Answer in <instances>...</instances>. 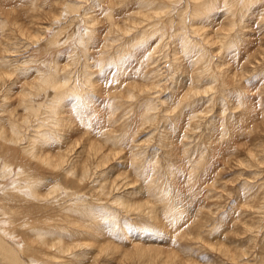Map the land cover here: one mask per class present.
<instances>
[{"label": "rangeland", "instance_id": "obj_1", "mask_svg": "<svg viewBox=\"0 0 264 264\" xmlns=\"http://www.w3.org/2000/svg\"><path fill=\"white\" fill-rule=\"evenodd\" d=\"M0 132L51 157L31 174L47 218L101 224L74 264H264V0H0ZM2 159L5 201L25 175ZM9 204L3 258L47 230Z\"/></svg>", "mask_w": 264, "mask_h": 264}, {"label": "bare ground", "instance_id": "obj_2", "mask_svg": "<svg viewBox=\"0 0 264 264\" xmlns=\"http://www.w3.org/2000/svg\"><path fill=\"white\" fill-rule=\"evenodd\" d=\"M167 1V0H166ZM170 2V1H169ZM66 3V2H65ZM70 3V2H69ZM172 3V2H171ZM67 5V4H66ZM169 5V4H168ZM63 7V6H62ZM81 7V6H80ZM69 9H71V7H69ZM74 9H75V7H74ZM68 10V9H67ZM76 10H78V8L76 9ZM161 10V9H160ZM64 11V10H63ZM63 11L61 12V13H63ZM71 12H73L72 10H70ZM80 11V10H79ZM69 14H70V12H69ZM75 14V13H74ZM84 14V13H83ZM81 15V14H80ZM79 15V16H80ZM85 15V14H84ZM70 16V15H69ZM72 16V15H71ZM74 16V15H73ZM80 17H82V16H80ZM66 18H68V17H66ZM60 20V19H59ZM52 21V20H51ZM54 21V20H53ZM60 22V21H59ZM58 22V23H59ZM57 23V22H56ZM56 25V24H55ZM87 28H89V27H87ZM88 30H90V29H88ZM22 31V30H21ZM89 32V31H88ZM84 33V32H83ZM89 35V34H88ZM89 37V36H88ZM79 39V38H78ZM85 39H87V38H85ZM74 44H76V43H74ZM86 46V45H85ZM88 47H90L89 46V42H88ZM81 48V47H80ZM89 49V48H88ZM87 49V50H88ZM85 52V51H84ZM87 52V51H86ZM9 76H10V74H8ZM7 76V75H6ZM48 76V75H47ZM50 76V75H49ZM5 77V76H4ZM40 81H39V87H41L40 85H42V84H45V82H47V81H45V78H46V74L44 75V74H41L40 75ZM66 78V77H65ZM67 79V78H66ZM7 80V79H6ZM46 80H48V78H46ZM49 80H50V78H49ZM90 80L88 79V82H89ZM50 82V81H49ZM48 82V83H49ZM67 83V82H66ZM92 83V82H91ZM46 86V85H45ZM66 86V85H65ZM35 88H36V86H35ZM38 89H40V88H37V91H38ZM44 89V88H43ZM2 90V89H1ZM8 90V89H7ZM6 90V91H7ZM67 90V89H66ZM2 91H4V90H2ZM28 91V90H27ZM39 91H41V90H39ZM38 91V92H39ZM5 92V91H4ZM4 92H2V93H4ZM9 92V91H8ZM10 92H11V90H10ZM33 92V91H32ZM45 92H46V90H45ZM67 93H68V90H67ZM7 94V93H6ZM33 94V93H32ZM39 94V93H38ZM68 94H72V91L70 90V92L68 93ZM5 96H7V95H5ZM8 97H9V95H8ZM7 97V98H8ZM6 99V98H5ZM19 99V98H18ZM62 99V97L61 96H58L54 101H55V103H54V105L52 106V105H50V106H52V109H50V114L52 115V116H57V114L60 112V109H59V107L60 108H62L60 105V103H59V101ZM7 101V100H6ZM5 101V102H6ZM4 102V101H3ZM32 102V101H31ZM30 102V103H31ZM50 103V102H49ZM52 103V102H51ZM48 104V103H47ZM21 105V104H20ZM42 105H44L43 103H42ZM25 106V105H24ZM35 106V105H34ZM25 108V107H24ZM27 108V107H26ZM47 108V107H46ZM3 109V108H2ZM35 109H34V107L33 106H31V111H34ZM37 110V109H36ZM48 110V109H47ZM46 113H47V111H46ZM31 114V113H30ZM36 114V113H35ZM48 114V113H47ZM26 115V114H25ZM24 115V116H25ZM38 117V116H37ZM58 117V116H57ZM62 117V116H61ZM27 118V117H26ZM42 118V117H41ZM28 119V118H27ZM31 119V118H30ZM37 119V118H36ZM59 119V118H58ZM63 119V118H62ZM46 120V119H45ZM54 120V119H53ZM18 121V120H17ZM28 121H30V120H28ZM52 121V120H51ZM25 122V121H24ZM34 122V121H33ZM21 124V123H20ZM24 125V124H23ZM28 125V124H27ZM24 126H26V124L24 125ZM17 128V127H16ZM23 128V127H22ZM18 129V128H17ZM16 129V130H17ZM24 129H26L25 127H24ZM24 129L22 130V129H20L19 130V132H21L22 131V133H23V131H24ZM16 130H14V131H12V133L13 132H16ZM26 131H28V129H26ZM11 133V134H12ZM15 134V133H14ZM21 134V133H20ZM24 134L26 135V134H28V133H25L24 132ZM16 135V138H15V140L13 141V140H11V142H9V141H7L8 139H7V136L3 133V132H0V156L1 157H3V159H4V163H3V161H2V163L4 164V167H5V169L7 170V169H11V165H13V163H15L14 165H16V164H19V167H22L21 169H23V174L25 175L24 177H22V180L23 181H21V182H19V184L17 183V181H16V183L18 184V185H13L12 187H10V188H8L5 192H6V200L4 201V199L5 198H2V197H4V196H2L1 198L3 199V200H1L0 199V208L2 207V206H9V207H11V205L9 204V203H14L12 206L13 207H15V208H20V209H25V210H27V211H32V212H34V214L36 215L35 216V218L36 219H41V218H43V220L41 221V224L42 225H44V224H46L45 226H47L46 228H47V230H44V228H42L39 224H40V222L39 221H37L38 222V225L37 226H33V227H31L32 228V231H34L36 234H37V236H36V240H37V242L34 244L33 242H31L30 240H29V238L28 237H25L24 238V242H23V244H21V245H18V248L16 249L15 247L14 248H11V250L9 249V250H6L5 249V251H6V253L9 255V257H10V260L9 261H11L12 260V262L10 263V264H19L21 261H22V263H23V261L25 260L24 258H22V257H24V256H22V255H24V254H26L27 256L29 255V253L27 252V251H30V252H33V253H35L37 256L34 258V259H32V256H29V257H31V258H29V261L30 262H32V260H34V262L33 263H35V264H74V257L75 256H73V254L75 255V253H77V252H72L73 251V248L75 249L76 247H84V246H92V248L94 247V249H97V248H99V242H102L101 241V239H102V237H101V233H100V226H101V224H97L96 223V221H94V222H91V220L89 221V217H88V215H89V210L86 208V207H82V209H81V206H80V210L82 211V213H81V211H79V213H81V215H77L78 216V218H80V219H76L75 217L76 216H74V218L73 217H70V214H72V213H68V208L66 209V216L64 217V219H56L57 217H59V216H62V215H58L56 218H54V222H52L51 221V219L53 218V216L54 215H52L50 218H47L48 216L47 215H49V214H47V215H45L46 214V212H44V211H46L44 208L45 207H43L42 205H39V204H41L42 202H44V200L43 199H45V198H42V199H40V195L39 194H37L36 192H35V190H34V185H33V181H34V179H32L31 178V176H33V175H31V174H34V172L35 173H37L38 172V170L36 171V169H38V167H39V169H40V166H41V168L43 169V172H46V173H50V172H47V171H49V167L50 166H53L54 164L52 163V161H51V157H44V158H41V159H38V161H36L35 159L33 160L32 159V157H31V154L33 155L34 154V147L33 146H31V145H33V144H31L30 146L32 147L31 148V150H28L27 152H24L23 150H22V148H21V146L20 145H15L16 143H18V140H19V135L17 136V134H15ZM22 136H24L23 134H22ZM24 137H27V135L26 136H24ZM23 138V137H22ZM28 138V137H27ZM26 138V139H27ZM30 139H32L31 137L29 138V140ZM36 139V138H35ZM22 140V139H21ZM28 140V139H27ZM33 140V139H32ZM15 144H14V143ZM22 142V141H21ZM25 142H26V140H25ZM33 142V141H32ZM31 142V143H32ZM21 144V143H20ZM34 144H35V142H34ZM19 146V147H18ZM26 146V145H25ZM28 147H29V145H27ZM26 146V147H27ZM22 147H24V146H22ZM30 149V148H29ZM39 157V156H38ZM2 159V160H3ZM1 161V160H0ZM36 161V162H35ZM54 161V160H53ZM61 161V160H60ZM39 162L40 163H42L41 165L39 164ZM58 162V161H57ZM61 163V162H60ZM59 163V164H60ZM40 165V166H39ZM60 166H61V164H60ZM55 167H57V166H55ZM59 168H61V167H59ZM72 168V167H71ZM15 169V168H14ZM56 169V168H55ZM54 169V170H55ZM0 170H2V169H0ZM51 170V169H50ZM64 170V169H63ZM14 171V170H13ZM41 171V170H40ZM65 172V171H64ZM63 172V173H64ZM72 172V171H71ZM21 173H22V170H21ZM14 174V173H13ZM58 174V173H57ZM62 174V173H61ZM72 174H73V172H72ZM36 175V174H35ZM39 175V174H38ZM63 176L62 177H64V175L65 174H62ZM13 176V175H12ZM37 176V175H36ZM17 177V176H16ZM35 177V176H34ZM53 177V176H52ZM60 177V176H59ZM3 178V177H2ZM10 178H12V177H10ZM39 178V177H38ZM80 178V177H79ZM41 179V178H40ZM54 178H52V180H53ZM81 179V178H80ZM17 180H19L18 178H17ZM43 180V179H42ZM58 180V179H57ZM56 179H55V181H57ZM76 180V179H75ZM70 182H74L75 183V181L73 180H70ZM24 183V184H23ZM48 183V182H47ZM56 183V182H55ZM1 184V183H0ZM3 184V183H2ZM13 184H14V182H13ZM57 184V183H56ZM79 184H80V182H79ZM4 185V184H3ZM58 185V184H57ZM72 185V184H71ZM31 186H33V188H31ZM55 186V185H54ZM21 187H27V188H29L30 190L28 191V195L26 196V194H23L22 196L21 195H19L18 194V191L20 190V189H22ZM63 187V186H62ZM71 187V186H70ZM41 189H42V186H41ZM41 189H39V190H41ZM58 189V188H57ZM64 189V188H63ZM68 189V188H67ZM78 190V189H77ZM2 191V190H1ZM63 191V190H62ZM69 191V190H68ZM68 191H66V192H68ZM41 192H43V190L41 191ZM56 191H54L53 193H55ZM79 192V191H78ZM60 193V192H59ZM62 193V192H61ZM22 194V193H21ZM43 194V193H42ZM71 194V193H70ZM77 194V193H76ZM80 194V193H79ZM48 195H50V194H48ZM55 195H58V194H55ZM69 195V194H68ZM75 195V194H74ZM47 196V195H46ZM81 196V195H80ZM48 197V196H47ZM77 197V196H76ZM50 198V197H49ZM52 198V197H51ZM50 198V199H51ZM71 198H72V196H71ZM78 198V197H77ZM48 200V199H47ZM72 200V199H71ZM74 200H75V202H76V199L74 198ZM78 200V199H77ZM74 202V201H73ZM46 204V203H45ZM78 204V202H76V205ZM86 204V203H85ZM79 205V204H78ZM77 205V206H78ZM82 205H84V204H82ZM74 206V205H73ZM72 205H71V209L70 210H73L75 207H73ZM12 207V208H13ZM88 207V206H87ZM77 208V207H76ZM8 208H6V210H7ZM19 209V210H20ZM64 209V210H65ZM9 210V209H8ZM11 210V209H10ZM14 210V209H13ZM21 210V211H22ZM69 210V211H70ZM75 210V212H77L76 211V209H74ZM90 210H91V208H90ZM19 212L22 216L24 215L22 212ZM17 212H18V210H17ZM1 213V212H0ZM4 213V212H3ZM18 213V214H19ZM25 214L27 213V212H24ZM62 213H65V211L64 212H62ZM93 213V212H92ZM2 214V213H1ZM77 214V213H76ZM9 215H11V214H9ZM8 214H7V216H9ZM17 215V214H16ZM15 215V217H17ZM73 215V214H72ZM3 216H4V214H3ZM5 216H6V213H5ZM94 216H96V215H94ZM11 217V216H10ZM21 216H19V218H20ZM27 217V216H26ZM28 217H29V215H28ZM12 218V217H11ZM23 218H25V217H23ZM23 218H22V220H23ZM2 219V218H1ZM4 219H6V218H4ZM13 219V218H12ZM11 219V220H12ZM93 219V218H92ZM8 220V219H7ZM10 220V219H9ZM9 220L7 221V222H9ZM30 220V219H29ZM32 220V219H31ZM48 220H50V223H48L47 221ZM55 220H58V221H55ZM4 221V220H3ZM19 221H20V219H19ZM19 221H16V222H19ZM93 221V220H92ZM13 222V221H12ZM21 222V221H20ZM19 222V223H20ZM46 222V223H45ZM5 223V222H4ZM22 223H24V222H22ZM1 225L0 226H2V228H0V229H3V222H1L0 223ZM12 224V223H11ZM5 225H7V224H5ZM16 225V224H15ZM30 225V224H29ZM14 226V225H13ZM24 226V225H23ZM27 225H25V227H26ZM6 227V226H5ZM4 227V228H5ZM24 227V229H26ZM12 228V227H11ZM22 228V227H21ZM28 228V227H27ZM30 228V227H29ZM7 229H8V227L6 228V231H7ZM15 229H17V227L15 228ZM5 230V229H4ZM3 230V231H4ZM27 230V229H26ZM31 230V229H30ZM29 230V231H30ZM49 230V231H48ZM91 230H93V232H91ZM12 231V230H11ZM11 231H10V233H11ZM22 231H25V230H23V228H22ZM3 233V232H2ZM6 233H9V232H6ZM5 233V234H6ZM49 234V235H51V236H58V237H56L57 239H59V242L57 243V245H55V244H53V245H48V244H46L45 242H46V240L50 237V236H48V238H46V240L44 241V237H46L45 236V234ZM1 234V233H0ZM5 234H2V236L3 235H5ZM62 235L63 236H68V238L70 239L69 241H71L75 246H71V245H69V243H67L68 244V246L67 245H64L65 243H62L63 242V240H62V238H59V236H61L62 237ZM2 236H1V238H2ZM29 236H30V238H31V233L29 234ZM53 236V237H54ZM11 238H13V237H11ZM17 238V237H16ZM56 238H55V240H56ZM66 240H67V238L66 237H64ZM63 238V239H64ZM5 239V238H4ZM13 240V239H12ZM34 240V239H33ZM52 240V239H51ZM65 240V241H66ZM15 241V240H14ZM49 241V240H48ZM62 241V242H61ZM11 242H13V241H11ZM20 242V241H19ZM50 242V241H49ZM14 243V242H13ZM17 243V242H16ZM18 244V243H17ZM71 244V243H70ZM2 245V244H1ZM8 245V244H7ZM7 245H6V247H7ZM30 245V246H29ZM9 246V245H8ZM102 246V245H101ZM2 247V246H1ZM6 247H4V248H6ZM113 247V246H112ZM27 248H29V250H27ZM51 248H53V249H51ZM91 248V249H92ZM101 248V247H100ZM1 249H3V248H0V250ZM19 249V250H18ZM79 249V248H78ZM110 250L112 249V248H109ZM2 251V250H1ZM0 251V252H1ZM82 251H83V249H82ZM81 251V252H82ZM95 251V250H94ZM104 251H105V248L101 251V252H103L104 253ZM4 252V251H3ZM2 252V254H3V256H4V258H8V255L7 256H5L4 255V253ZM11 252V253H10ZM79 252V251H78ZM80 252V253H81ZM84 252V251H83ZM88 252H90V251H88ZM88 252H86V254L88 253ZM110 252H112V251H110ZM5 253V254H6ZM21 253H22V255H21ZM107 253H108V250H107ZM113 253V252H112ZM140 253H141V251H140ZM31 254V253H30ZM104 254H106V253H104ZM138 254V253H137ZM143 254V253H142ZM15 255H17V257H15ZM139 256V255H138ZM1 258L0 259H2L3 257L2 256H0ZM18 257H20V259H17ZM3 258V259H4ZM79 258V257H78ZM137 258H139V257H136V259ZM80 259V258H79ZM20 262H19V261ZM81 260V259H80ZM18 263H17V262ZM5 263H7L8 261L7 260H5L4 261ZM3 261H2V264L4 263ZM81 264H83V261L81 260ZM9 263V262H8ZM7 263V264H8ZM22 263H20V264H22ZM79 263H80V261H79ZM23 264H27V263H23ZM95 264V263H94ZM97 264V263H96Z\"/></svg>", "mask_w": 264, "mask_h": 264}]
</instances>
